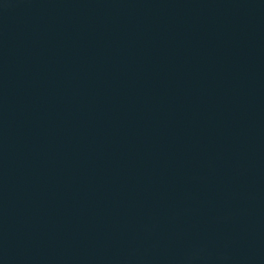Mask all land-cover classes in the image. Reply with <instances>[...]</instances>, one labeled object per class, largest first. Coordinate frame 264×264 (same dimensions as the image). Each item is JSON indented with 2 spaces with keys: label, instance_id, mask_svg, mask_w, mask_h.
<instances>
[{
  "label": "water",
  "instance_id": "obj_1",
  "mask_svg": "<svg viewBox=\"0 0 264 264\" xmlns=\"http://www.w3.org/2000/svg\"><path fill=\"white\" fill-rule=\"evenodd\" d=\"M0 264H264V0H0Z\"/></svg>",
  "mask_w": 264,
  "mask_h": 264
}]
</instances>
